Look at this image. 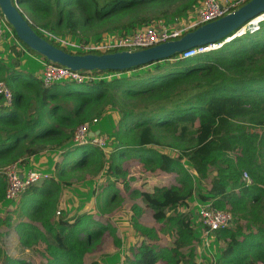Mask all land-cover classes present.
<instances>
[{
  "label": "trees",
  "instance_id": "1",
  "mask_svg": "<svg viewBox=\"0 0 264 264\" xmlns=\"http://www.w3.org/2000/svg\"><path fill=\"white\" fill-rule=\"evenodd\" d=\"M15 1L31 22L20 8L25 5L37 34L72 53L40 29L68 35L87 28L125 33L151 18L191 11L199 0ZM126 16L130 18L122 21ZM219 43L192 57L176 54L133 67L110 81H62L50 86L19 68L22 50H14L15 58L1 79L12 91V102L6 105L0 96V202L5 200L4 168L48 149L59 150L62 159L53 166L57 179L41 178L20 194L18 203L26 219L16 225L18 255L10 257L0 249V264H27L24 256H31L26 248L39 243L46 264H86L85 253L110 235L115 238L116 230L86 213L52 221L61 187L71 184L76 171L91 168L112 177L101 192L115 200L116 185L124 184L128 175L123 158L132 154L147 168L173 175L169 185L131 191L156 222L169 227L173 240L134 247L125 264H196L198 238L190 212L181 210L195 193L200 201L231 214V225L213 232L224 244L216 264H264V19L256 29L247 27ZM150 65L153 70L134 73ZM140 101L156 105L149 111L130 107ZM106 106L119 109L116 147L110 155L92 144L73 145L75 129L97 119ZM232 144L241 147L237 160L228 158L223 149ZM155 147H170L177 154L169 156ZM76 154L80 156L73 160ZM243 172L251 182L243 180ZM10 219L0 217V225L9 226ZM244 221L252 223L248 232Z\"/></svg>",
  "mask_w": 264,
  "mask_h": 264
},
{
  "label": "rangeland",
  "instance_id": "2",
  "mask_svg": "<svg viewBox=\"0 0 264 264\" xmlns=\"http://www.w3.org/2000/svg\"><path fill=\"white\" fill-rule=\"evenodd\" d=\"M196 4L197 2L195 5ZM22 7L23 12L27 17H29L31 21L30 23L36 26L24 4ZM262 16L264 15H261L258 18L260 19ZM174 17L176 16L170 14L164 18L172 19ZM129 18L130 16L123 17L122 21ZM251 24L252 23L246 24L243 27L244 30L248 26H252ZM126 30L131 31L132 29L128 28ZM117 31L121 32L122 30L87 28L80 34L76 35H68L58 32L57 34H54V37H50V39L70 52L79 54L78 52L80 49L78 46L83 42H92ZM225 41H227V39L224 40V42ZM70 43H74L78 48L76 46L68 45ZM219 45L220 43L217 46ZM2 47L7 49V44L3 43ZM29 67V71H34L39 67V64L37 62L30 61ZM153 69L154 65H150L134 73L143 74ZM131 74L133 73L131 72ZM1 75L2 74L0 73V76ZM155 105L156 102L152 103L140 101L134 103L133 105L130 104V107L137 111H149ZM96 118L97 125H94L93 122L90 121L92 123L91 129L94 131L98 130L99 134L109 138L104 150L108 156L116 147L115 128L117 120L119 119V109L106 106L104 112ZM155 149L160 150L169 156H175L177 154V150L170 147H155ZM223 149L225 151V155L228 158H233L234 160H237L242 155L241 147L236 144H232L230 147H225ZM50 151L51 150L48 149V151L46 150L42 156L39 157L38 155L36 158H32L35 162H33L29 167L21 166V171L32 169L42 174H46V178L57 179L53 166L55 162H60L62 154H59V151L57 150L52 152ZM79 156L76 154L73 160H76ZM123 159V167L126 169L128 175L124 184L118 183L116 185L119 190V196L115 200H108L106 192H101V186L111 180L112 177L110 175H105L103 172L95 173L91 168L76 171L73 173L74 177L72 180L70 179L71 184H63L61 187V193L59 200L57 201L56 211L53 215L52 221L56 222L59 216L71 217L86 213L92 214L95 219L99 220L103 224L112 226L116 230L115 238L110 235L106 240L95 244L87 251V253H85L83 262L86 264H125L124 258L131 254L132 248L146 244L166 245L170 244L173 240L172 233L170 232V229H168L169 227L164 223L156 222L152 217V212L142 206L139 202L138 196H134L131 192L133 189L142 191L144 189L151 188L154 185H169L173 182V175L147 168L133 154L124 157ZM182 163L193 174V170L189 162L186 159H182ZM20 165L25 164L20 163ZM195 181L198 188L204 191V188L199 185L196 178ZM247 181L246 183L251 182L250 176ZM19 196L20 194L13 201L4 200L0 202V217L5 218L8 215L11 218L9 226L0 225V249L3 254L10 257H17L18 255L16 247L19 237L16 225L20 220L25 218L18 203ZM106 200L108 201L106 202ZM202 204H207V202L205 203L200 201L195 193L187 200L185 206L181 207V210L190 212L192 227L196 238H198V242L195 244V263L216 264V260L219 258L224 244L222 241H218L215 236L209 238L205 237L203 233V226L198 216V208ZM134 205L136 206L134 208H137L139 211L133 209ZM33 222L41 228L38 222ZM243 226L245 231L248 232L252 223L244 221ZM115 239H117L118 242H115ZM26 249H29L27 254L29 253L31 256V259L24 256L27 264H46V258L42 255L45 249L41 243L32 247H27Z\"/></svg>",
  "mask_w": 264,
  "mask_h": 264
},
{
  "label": "built area",
  "instance_id": "3",
  "mask_svg": "<svg viewBox=\"0 0 264 264\" xmlns=\"http://www.w3.org/2000/svg\"><path fill=\"white\" fill-rule=\"evenodd\" d=\"M247 0H199L193 10H189L176 16L172 19L164 17L151 18L144 24L128 32H114L103 36L100 39L92 42H83L78 47L79 54L83 53H110L115 51H134L149 48L157 44L176 40L183 36L185 33L196 29L197 27L214 21L240 7ZM260 19L250 21L252 26L248 28L256 29ZM248 24V23H247ZM42 30V29H40ZM244 31V28L241 29ZM239 30V31H241ZM49 38L54 37L49 32L42 30ZM239 31L236 32L240 35ZM6 43L7 47H15L19 50L26 51L22 42L17 38L13 27L7 22V19L0 10V46ZM219 43L210 44L204 47L190 48L179 54V58H188L208 50L214 49ZM68 45L76 46L74 43ZM77 47V48H78ZM75 53V52H73ZM123 71L116 70H85L74 71L65 66L56 65L51 62L45 61L43 64V71L40 79L44 86H50L56 82L69 81L75 83H84L89 81H110L115 78L121 77ZM0 96L6 105L12 102V91L7 84L0 80ZM93 124L97 123V119L92 120ZM91 122H85L79 125L73 134V145L92 144L99 147L103 151L109 138L102 134H95L91 129ZM92 132V135H90ZM105 152V151H104ZM21 165L15 162L6 168L3 173L6 180L5 200L13 201L19 194H22L31 184L39 181L41 178H46V174H42L32 169L21 171ZM243 180H249L246 172L242 174ZM248 182V181H247ZM198 216L203 226V233L206 238L212 237L214 230L229 227L232 219L228 211L220 210L210 206L209 203L202 204L198 208Z\"/></svg>",
  "mask_w": 264,
  "mask_h": 264
},
{
  "label": "water",
  "instance_id": "4",
  "mask_svg": "<svg viewBox=\"0 0 264 264\" xmlns=\"http://www.w3.org/2000/svg\"><path fill=\"white\" fill-rule=\"evenodd\" d=\"M0 10L13 27L17 38L53 64L65 66L74 71H126L133 67L171 58L190 48L204 47L226 39L229 41L238 36L236 32L246 23L264 15V0H249L234 11L205 23L176 40L140 50H122L102 54L69 53L51 44L35 32L30 22L22 15L15 0H0ZM94 133L99 132L96 130Z\"/></svg>",
  "mask_w": 264,
  "mask_h": 264
},
{
  "label": "crops",
  "instance_id": "5",
  "mask_svg": "<svg viewBox=\"0 0 264 264\" xmlns=\"http://www.w3.org/2000/svg\"><path fill=\"white\" fill-rule=\"evenodd\" d=\"M21 7L22 6H20V8ZM15 49H17V48L7 47V49H4L3 47L0 46V65H2V67H0V73L2 74L0 76V80L4 78V76L6 75V69L10 66L11 61L15 58V53H14ZM17 59L19 60V68H21L22 70L36 76L37 78L40 77V75L43 71V64L45 62V60L41 56H38L37 54H33L31 52H28V51H22L20 53V56ZM30 61L37 62L39 64V67L34 71H29V68H30L29 62ZM95 124L97 125V123H95ZM52 151H54V150H51L50 152H52ZM57 151H59V150H57ZM45 152H46V150H44V151H42L36 155L28 157L26 159L27 161L24 162L25 165H21V166H24V167L28 166L29 167L30 165H32L33 162H35L34 160H32V158H34V157L36 158L38 155L40 157ZM59 154H60V151H59Z\"/></svg>",
  "mask_w": 264,
  "mask_h": 264
}]
</instances>
